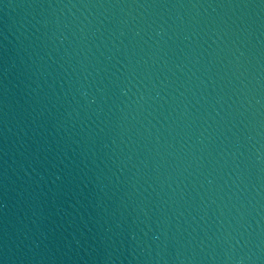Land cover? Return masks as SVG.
I'll return each instance as SVG.
<instances>
[{"label": "water", "instance_id": "obj_1", "mask_svg": "<svg viewBox=\"0 0 264 264\" xmlns=\"http://www.w3.org/2000/svg\"><path fill=\"white\" fill-rule=\"evenodd\" d=\"M0 264H264V0H0Z\"/></svg>", "mask_w": 264, "mask_h": 264}]
</instances>
